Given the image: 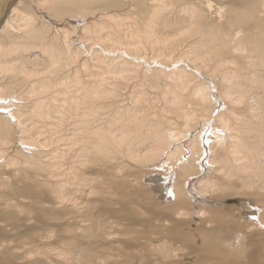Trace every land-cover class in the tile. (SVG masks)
<instances>
[{
  "label": "bare ground",
  "instance_id": "6f19581e",
  "mask_svg": "<svg viewBox=\"0 0 264 264\" xmlns=\"http://www.w3.org/2000/svg\"><path fill=\"white\" fill-rule=\"evenodd\" d=\"M0 264H264V0H0Z\"/></svg>",
  "mask_w": 264,
  "mask_h": 264
},
{
  "label": "rangeland",
  "instance_id": "374dc122",
  "mask_svg": "<svg viewBox=\"0 0 264 264\" xmlns=\"http://www.w3.org/2000/svg\"><path fill=\"white\" fill-rule=\"evenodd\" d=\"M150 84H151V83H150ZM27 152H29V151H27ZM27 154H28V153H27ZM144 183H145V181H144ZM147 184H148V183H147ZM146 191H148V189H147ZM230 191H231L232 193H231ZM230 191L227 192L228 194H229V193L232 194V195H231V198L228 197L230 200H231V199H232V200H236V199H239L240 197H243L241 194H239V193L236 192V191H232V190H230ZM235 195H236V196L239 195V198H237ZM158 201H159V200H158ZM159 202H161V203H162L161 205H162V206H165V208L171 207V204H169V202H168V203H167L166 201H159ZM138 205H139V204H138ZM140 205H141V204H140ZM143 205H144V204H143ZM166 205H168V206H166ZM144 207H146V206H144ZM144 207H142V209H144ZM187 207H188V208H186V209H187L188 211H190V209H191L190 204H188ZM165 208L162 209V211L165 210ZM211 210H212V209H211ZM213 212L215 213V212H217V210L213 209ZM139 214L141 215V213H139ZM146 216H147V215H146ZM195 216H197V215L195 214ZM190 217H192L191 219H192L193 223H195V221H196L197 219H194V217H193L192 215H191ZM214 226H217V224L214 225ZM149 228L152 229L153 227H149ZM190 228H192V226L189 227V229H190ZM153 229H154V228H153ZM142 230H144V227L139 228V231H138V232H140V231H142ZM187 232H190V230H188V228L185 230V233H186L187 236H191V237H192V235H191L192 232H190V233H188V234H187ZM98 236H101V235H98ZM195 236H196V235H195ZM198 239H200V240H198V242L201 243V242H202V241H201L202 239H201L199 236H198ZM183 240H184V239H183ZM150 241H151V240H150ZM148 243H149V247H153L154 245H155V246H159V245L157 244L156 241H153L152 244H151V242H148ZM109 244H110V243H109ZM160 244H161V249L159 250V252L162 251L163 249H165V246L162 245V244H165V243H160ZM102 245L104 246V244H100V246L98 245L97 247H101ZM150 245H151V246H150ZM178 245H181V244H178ZM178 245H177V246H178ZM162 246H163V248H162ZM89 247H90V246H89ZM89 247L87 246V247H85L84 249L87 250ZM97 247H96V249H97ZM172 247H173V246H171V247L169 246V249H167V250H168V254L165 253V252H163V253L166 254V255H169L170 252H171V250H172ZM86 248H87V249H86ZM90 248H91V247H90ZM90 248H89V249H90ZM170 248H171V250H170ZM90 250H91V249H90ZM134 251H135V252H134ZM98 252H100V251H99V248H98ZM137 252H138V250L130 251L132 257H135L136 255H138V253H140V252H138V253H137ZM156 252H157V254L159 253L158 251H156ZM156 252H155V253H156ZM138 256H139V255H138ZM95 258H96V257H95ZM154 259H155V258H154ZM144 262H145V261H144Z\"/></svg>",
  "mask_w": 264,
  "mask_h": 264
}]
</instances>
